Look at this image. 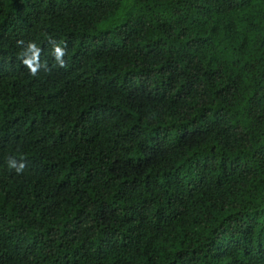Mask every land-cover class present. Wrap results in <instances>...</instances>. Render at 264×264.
Returning a JSON list of instances; mask_svg holds the SVG:
<instances>
[{
  "label": "trees",
  "instance_id": "16d2710c",
  "mask_svg": "<svg viewBox=\"0 0 264 264\" xmlns=\"http://www.w3.org/2000/svg\"><path fill=\"white\" fill-rule=\"evenodd\" d=\"M0 264H264V0H0Z\"/></svg>",
  "mask_w": 264,
  "mask_h": 264
},
{
  "label": "clouds",
  "instance_id": "9594fccd",
  "mask_svg": "<svg viewBox=\"0 0 264 264\" xmlns=\"http://www.w3.org/2000/svg\"><path fill=\"white\" fill-rule=\"evenodd\" d=\"M28 51H32L34 53V55L29 57L28 59H25L24 63L27 65V67L29 68V70L33 76H35L38 73V71L41 69V67H43L45 70H48L47 64L42 65L39 61L40 50L37 48L35 43H30L28 45ZM52 54L55 58V61L59 64V66L64 67L65 61H64L63 57L66 55L65 48L61 47L59 44H56L53 47V53ZM10 166L15 167V165H13L12 163H10ZM23 167H24V165L21 164V166L19 168H17L16 170L18 172L22 171Z\"/></svg>",
  "mask_w": 264,
  "mask_h": 264
}]
</instances>
